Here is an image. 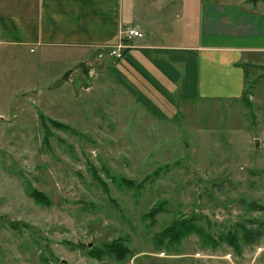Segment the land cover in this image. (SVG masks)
Wrapping results in <instances>:
<instances>
[{
	"label": "rangeland",
	"instance_id": "rangeland-1",
	"mask_svg": "<svg viewBox=\"0 0 264 264\" xmlns=\"http://www.w3.org/2000/svg\"><path fill=\"white\" fill-rule=\"evenodd\" d=\"M54 54L0 56V264H264V226L239 249L223 240L264 223V57L247 64L248 105L154 101L113 60ZM188 217L200 233L162 239Z\"/></svg>",
	"mask_w": 264,
	"mask_h": 264
},
{
	"label": "crops",
	"instance_id": "crops-1",
	"mask_svg": "<svg viewBox=\"0 0 264 264\" xmlns=\"http://www.w3.org/2000/svg\"><path fill=\"white\" fill-rule=\"evenodd\" d=\"M261 4L264 1L250 7L242 0H23L17 12L0 15V56L13 59L37 52L46 62L50 53L55 58L60 53L57 61L65 68L97 58L101 48L118 43L121 33L138 28L145 37L129 42L122 60H102L115 61L128 85L154 101L168 102V96L181 104L240 99L246 88L243 66L264 57Z\"/></svg>",
	"mask_w": 264,
	"mask_h": 264
},
{
	"label": "trees",
	"instance_id": "trees-1",
	"mask_svg": "<svg viewBox=\"0 0 264 264\" xmlns=\"http://www.w3.org/2000/svg\"><path fill=\"white\" fill-rule=\"evenodd\" d=\"M244 67V72H245V76H246V86L250 85L251 86L254 84H252V80L251 82L249 77L251 75V70H250V66L246 65L243 66ZM246 90L244 91L243 95H242V99L244 102H246V104H250V99L248 96V91H247V87L245 88ZM40 120L42 122V124L44 126H46L47 121H49L53 126L58 127L60 129H66L69 130L70 128H68L65 124L60 123L58 121L52 120V119H48L45 115L40 114L39 115ZM45 144L48 146L49 144V136H47L45 138ZM38 203L40 204H44L46 203L45 201V196L38 192L36 189H32V193L30 194ZM259 209L261 211L264 212V207H259ZM159 209L156 210V212H158ZM264 226V223H260L259 227H257V229H245L244 230H240L243 234L242 237H240L239 235V231L238 232H234V233H229L223 240L224 242L228 243L230 246L235 247L236 249H239V245L241 240L244 241L246 244H251L253 239L255 238V240H259V238L262 236V231L261 228ZM200 233V229L199 226L197 225V218L196 217H188V218H179L177 220H175L169 227H167L165 229V231L162 233V239L164 240V238H169V244H178L179 242H181L183 240V238L185 236H187L190 233ZM121 241H118L116 243H112L111 245H108L110 250H114L119 252V254L121 255V257H124L126 253L129 252V250L127 249H123V247L120 245Z\"/></svg>",
	"mask_w": 264,
	"mask_h": 264
},
{
	"label": "built area",
	"instance_id": "built-area-1",
	"mask_svg": "<svg viewBox=\"0 0 264 264\" xmlns=\"http://www.w3.org/2000/svg\"><path fill=\"white\" fill-rule=\"evenodd\" d=\"M144 33L138 28L128 29L121 33L118 43L112 46L103 47L98 51L97 58L103 60L110 58L113 60H122L124 58L125 51L130 48L129 42L134 39H143Z\"/></svg>",
	"mask_w": 264,
	"mask_h": 264
},
{
	"label": "water",
	"instance_id": "water-1",
	"mask_svg": "<svg viewBox=\"0 0 264 264\" xmlns=\"http://www.w3.org/2000/svg\"><path fill=\"white\" fill-rule=\"evenodd\" d=\"M256 146H258V141H256Z\"/></svg>",
	"mask_w": 264,
	"mask_h": 264
}]
</instances>
